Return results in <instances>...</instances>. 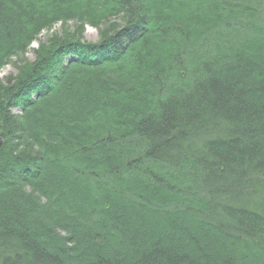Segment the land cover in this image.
Listing matches in <instances>:
<instances>
[{"label": "trees", "instance_id": "1", "mask_svg": "<svg viewBox=\"0 0 264 264\" xmlns=\"http://www.w3.org/2000/svg\"><path fill=\"white\" fill-rule=\"evenodd\" d=\"M78 8L121 22L0 85V264H264V0H0V64Z\"/></svg>", "mask_w": 264, "mask_h": 264}, {"label": "rangeland", "instance_id": "2", "mask_svg": "<svg viewBox=\"0 0 264 264\" xmlns=\"http://www.w3.org/2000/svg\"><path fill=\"white\" fill-rule=\"evenodd\" d=\"M80 10H81V8H78V10L76 11L77 13H79V15H78L79 17L75 18V17H70L69 16V17L65 18L66 20L64 21V23L58 22L59 20L58 21L57 20H52V21L50 20L49 22H51V24L49 26H43L44 28L38 32V35L35 36V40H33L29 44V46H26L25 48H23V50H21L22 52L15 53V55H13L12 58H10V60H8L10 62H8V63L6 62V63L0 64V85H1V83H3L4 80H6L9 77H13L14 75H16V73H18L17 69L20 68L19 66H21V63H24L25 61L33 62L34 59H35V52L39 51L41 48L42 49L43 48H47L49 46V44L51 43V41L55 40V38L64 41V39L67 36L68 37L71 36V35H74V37H77V35L80 36L79 33H81V30H79V29H81L82 26H85L86 25V21L88 20V19H86V17H84L85 19L83 17H81L82 15L85 16V13L87 14V12H88L87 9H86L85 13H83L84 11H80ZM88 14L90 15V13H88ZM107 19L109 20V15H108ZM97 24H95V25H97ZM77 27H78V30H76ZM85 30H86L85 34L81 33L82 37L84 39L80 40V38H77V39L74 38V40H73V39H71L69 37V40L73 41V42L79 40L80 44H82V45L86 44L87 47H88V45H92L95 48L99 47V46H97L98 43H99L97 41V40H99V38H98L99 35L97 37V31L94 30L93 28L89 27L88 25H87V28ZM139 41H140V39H139ZM62 42H61V44H63V45H61V46L63 47L66 44L62 43ZM141 42H142V40L140 41V43L138 42L139 45H137V47H136V49H138V51H142L143 50V45H141ZM62 50H63V48H62ZM105 53L106 52L104 51V52H100L98 55L96 54L97 56L94 57V58H96V60L94 58H92L94 62H91V64H92L93 69H95V70H93V69H90V70L92 72H94V74L97 75V76H102L103 75V76L106 77V76L109 75L108 74V71H109L108 70V64L98 66V64L100 63L99 59L106 60ZM94 54H95V52L92 55H94ZM97 60H99V62H97ZM88 61L87 60L85 61V63H86L85 65L87 67L89 66ZM90 61H92V60H90ZM67 66L71 67L70 65H67ZM72 67L71 68H67V70L64 71V73L66 72L65 75H64L63 71H57V73H55L54 75H51V77L47 78L42 83L39 82V81L36 82V84L42 86L41 87V90H42L41 92L46 91L47 88H48V90H49L48 92H49V95H50V96L49 95L48 96H49V98H51L50 102H52V101L54 102V100H53V97L55 96L54 93H56V91L58 90L59 86L63 85L64 81H66V82L68 81L67 71L70 70V69H71L72 72L75 71L74 67L73 68ZM82 69L87 70L85 68H82ZM71 71L68 74H70ZM57 83H58V85H55ZM58 91H60V89ZM36 94L39 95L40 93H36ZM36 94H33V96H35ZM18 101L19 100H15L14 99V101H12L11 104L7 103V108L10 110L9 111L10 115L20 116V117L23 116L24 117L26 114L25 113L23 114L22 110H20V107H18V105H16V104H18L17 103ZM50 102H48V103L51 106L53 103H50ZM43 106H45V103L43 104ZM31 110L27 109L26 113H29V112L31 113ZM0 137H1L0 138L1 139L0 140V147H3V144H2L3 133L0 134ZM19 145L21 147H18ZM26 147H27V145H26L25 142H23V141H21V143L20 142L19 143L16 142V144H14L11 147H9V148H12L11 150H9L10 158H13V157L17 158L18 157V153H20V151H22ZM6 149H7V146H6L5 150ZM7 166H8V164H7ZM51 167L52 166L48 167L47 171H45L43 173V178L41 180L42 181L45 180V183L48 181V178L51 176V174H50V173H52V172H50V171H52ZM18 168H20V169L21 168H25V169L28 170L29 167L27 168V166H22V167L18 166ZM4 180L5 181H3L2 178H0V181L2 182V183H0V186L1 185H5V182H7V179L4 178ZM52 185H54L55 187L57 186L55 184H52ZM12 187H13V189L19 190L22 193H29L31 191V189L33 188V186H27V187L21 186L20 187L18 185H13ZM60 235H61V237H64V236H67V233L64 232V233H61Z\"/></svg>", "mask_w": 264, "mask_h": 264}, {"label": "bare ground", "instance_id": "3", "mask_svg": "<svg viewBox=\"0 0 264 264\" xmlns=\"http://www.w3.org/2000/svg\"><path fill=\"white\" fill-rule=\"evenodd\" d=\"M103 6H107V5L105 4ZM105 15H107V16H105ZM108 15H109V20L107 19L108 18ZM95 16H97V17L94 18L95 20H91V19L89 20L88 19L87 20L88 22L86 21V25L85 26H82V30H83L82 34L83 33L85 34V32H86L85 29L87 28V25L97 31V28H95V24L96 23H100L99 26H103V25L107 26L109 23H111V24H114V23L120 24V22H121V19L120 18L119 19H115V17L112 16L110 12H108V14L105 13L104 9H103V11L98 12ZM58 22L64 23L63 21H60V20ZM98 35H99V37H98ZM97 37L100 38L99 31H97ZM126 40H127V43H128L127 45L128 46L126 48H124V47L122 48L121 47V50L120 51H116L115 50L114 52H116V54H120L121 52H123L122 54H126L128 56V58H130V59L132 57L137 58L139 56V54H140V51H138V49H136L137 45H139L137 43L138 38L136 39L135 36H133L131 39L127 38ZM97 41L99 42V40H97ZM75 49H78L79 50L78 47L75 48ZM116 57L117 58H115V59L117 61H119L120 60V56L116 55ZM69 58H72V57H69ZM257 178H252L251 180H257ZM258 181L261 182L260 179Z\"/></svg>", "mask_w": 264, "mask_h": 264}]
</instances>
